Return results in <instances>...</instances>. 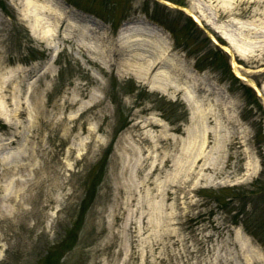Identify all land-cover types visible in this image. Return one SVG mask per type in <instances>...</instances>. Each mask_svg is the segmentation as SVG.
<instances>
[{
	"label": "rangeland",
	"instance_id": "rangeland-1",
	"mask_svg": "<svg viewBox=\"0 0 264 264\" xmlns=\"http://www.w3.org/2000/svg\"><path fill=\"white\" fill-rule=\"evenodd\" d=\"M53 2L94 39L0 0V264H264V0Z\"/></svg>",
	"mask_w": 264,
	"mask_h": 264
},
{
	"label": "bare ground",
	"instance_id": "bare-ground-1",
	"mask_svg": "<svg viewBox=\"0 0 264 264\" xmlns=\"http://www.w3.org/2000/svg\"><path fill=\"white\" fill-rule=\"evenodd\" d=\"M21 5L26 8L24 13L25 17L31 18L32 21L35 23L37 27L41 24V17L40 15L47 14L48 19H50L52 22L51 25H49L51 28L48 32L49 35L55 38L56 35H58L59 31L64 28L65 30L69 31L68 33L63 34L64 39L67 40H74L76 36L85 38L86 42L92 41L94 37L92 36V32H90V28H82L80 27L76 20L72 17L73 14H69L68 11L65 9H62L61 7L54 4L53 0H20ZM71 8V7H69ZM43 12V13H42ZM196 21H199L198 17L192 14ZM65 26V27H63ZM145 30V29H144ZM139 30L138 28L134 27H128L126 29V32H121L119 35V41L117 43H120V41H123V43L128 42L133 47L131 49L132 51L136 52H145L148 56H142L140 55V59H143L145 62V69L143 70L145 73L144 75H149L151 72L156 70L155 76L157 79L162 81L163 89L162 91L166 93L168 87L172 84L174 77L166 72H161V69L169 68L170 66V60L166 54V50L159 49V46L155 43V39H160L161 35L158 32L150 31V30ZM33 35H41V31L36 32V30L32 31ZM225 38L227 42H229L230 46L233 48V50L238 53L240 56L242 54L240 51L232 44V42L224 35H221ZM37 37V36H36ZM40 38V37H39ZM147 38V39H144ZM122 43V42H121ZM124 46V44H123ZM126 48V47H125ZM253 50V49H252ZM104 55V59L106 60L105 56V49L101 48V51L98 52V56ZM138 55V54H137ZM146 57H149L146 58ZM138 58V57H136ZM127 69H131L130 65L126 66ZM234 68L236 72L240 75L238 65L234 63ZM177 72V77L180 80H184L183 83L190 80L192 78L191 76H188L184 74L182 69L178 70V68H174ZM186 75V76H184ZM182 78V79H181ZM185 102H189L187 98H185Z\"/></svg>",
	"mask_w": 264,
	"mask_h": 264
},
{
	"label": "trees",
	"instance_id": "trees-1",
	"mask_svg": "<svg viewBox=\"0 0 264 264\" xmlns=\"http://www.w3.org/2000/svg\"><path fill=\"white\" fill-rule=\"evenodd\" d=\"M157 6L161 7L162 5H160V4L157 3ZM189 23L194 24V23H193L192 21H190V20H189ZM258 194H259L258 192H255V193H252V192H251V195H255V196H257Z\"/></svg>",
	"mask_w": 264,
	"mask_h": 264
}]
</instances>
